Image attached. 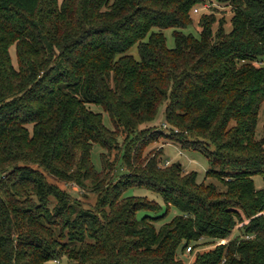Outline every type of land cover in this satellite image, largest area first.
Returning <instances> with one entry per match:
<instances>
[{"label": "trees", "instance_id": "obj_1", "mask_svg": "<svg viewBox=\"0 0 264 264\" xmlns=\"http://www.w3.org/2000/svg\"><path fill=\"white\" fill-rule=\"evenodd\" d=\"M204 1L0 0V264H185L200 244L215 245L189 264H264V0H214L230 6V29L213 6L198 37L184 33ZM162 106L169 137L207 159L202 181L142 158L163 132L139 126ZM95 144L115 163L100 152L97 168Z\"/></svg>", "mask_w": 264, "mask_h": 264}, {"label": "rangeland", "instance_id": "obj_2", "mask_svg": "<svg viewBox=\"0 0 264 264\" xmlns=\"http://www.w3.org/2000/svg\"><path fill=\"white\" fill-rule=\"evenodd\" d=\"M213 6H216L218 8V10L214 12L216 19L219 20L220 18H223L225 20L224 29L228 31L230 29V18L232 16L231 8L229 5L217 4L215 3L214 0H205L203 4L196 5L194 8H197L198 12L195 13L193 11L194 8L190 11L192 24L182 29V31L184 33H191L195 37H198L199 31H200L198 20L203 13L209 14L210 12H212ZM216 27H217V23L213 25V30H215ZM172 31H173L172 28H167L163 30V34L166 40V46L168 48H173L175 45ZM129 53H131L135 58H137L138 54H137L136 46H133L129 50ZM10 56H11L13 65L16 67V59H15L13 47L10 48ZM88 107L96 112L102 113L104 125L108 127L109 129H113L110 119L108 118L107 114L102 111L101 107H99L98 105H88ZM163 113H164V106L160 108L156 118L153 121L139 126V129L147 128L149 131L163 132V135H159L155 139H151L149 137L150 135L145 137L146 140L151 139V141L147 143V146L145 147L143 151L142 158L155 156L159 167H167L172 162H180L181 166L184 168L186 172L196 171L197 180L202 181L205 178V172L209 167V163L207 159L205 158V156H203L199 152H194L190 150L185 151L181 149L179 146L180 144L176 142L174 139L169 137L170 135L168 134H169L170 126L164 120ZM263 124H264V103L262 104L260 112H259V118H258V123H257V128H256V138L257 139L263 136ZM115 131L118 135L117 136L118 144L121 145V143L124 140L123 139L124 133H122L120 130H117V129ZM115 150L116 149H112V150L101 149L99 145L95 144L91 152L93 164L97 168L99 167L98 157H99L100 152H103L104 155L109 159V162L111 164H114L115 159H116ZM55 181H57L60 187L66 189L73 196L82 200L83 203L90 204V202H94V196L91 193V191H89V189L82 190V189H79L77 185L73 183H65L59 180H55ZM205 182L213 183L219 190L224 189V186L221 184V182L214 178H207L205 179ZM254 185L257 188L263 187V180L261 176L254 177ZM130 192L136 195H146L149 198L155 199L157 202L161 201V198L157 194L152 193L144 188H136L134 190L132 189V191ZM177 213L178 211H176L174 208H171L168 215L164 218V221H168L172 216H174ZM164 221L158 222L156 224V227L158 228ZM237 233H238V230L234 229L231 232V234L228 236V238L224 239L225 241H222V242H227L229 239L233 238ZM214 245L200 244L193 250L189 251L188 254L183 253L182 258L185 261V264H189L191 262V260L193 259L194 253H196L197 251L207 250L208 248L214 247ZM53 264H69V262L65 258H62L59 260L56 259L53 262Z\"/></svg>", "mask_w": 264, "mask_h": 264}, {"label": "built area", "instance_id": "obj_3", "mask_svg": "<svg viewBox=\"0 0 264 264\" xmlns=\"http://www.w3.org/2000/svg\"><path fill=\"white\" fill-rule=\"evenodd\" d=\"M193 11L196 13V12H198V9H197V8H194ZM261 213L264 214V210H263ZM187 251H188V252L191 251V247H190V246L187 247ZM223 262H224V260L221 262V264H222Z\"/></svg>", "mask_w": 264, "mask_h": 264}, {"label": "crops", "instance_id": "obj_4", "mask_svg": "<svg viewBox=\"0 0 264 264\" xmlns=\"http://www.w3.org/2000/svg\"><path fill=\"white\" fill-rule=\"evenodd\" d=\"M223 241H225V240H223ZM221 243H225V242H221Z\"/></svg>", "mask_w": 264, "mask_h": 264}]
</instances>
